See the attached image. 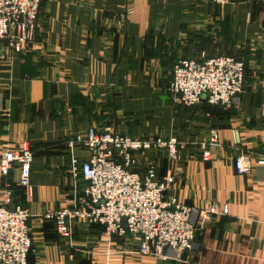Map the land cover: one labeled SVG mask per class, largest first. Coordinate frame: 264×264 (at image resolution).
Segmentation results:
<instances>
[{"label":"crops","instance_id":"obj_1","mask_svg":"<svg viewBox=\"0 0 264 264\" xmlns=\"http://www.w3.org/2000/svg\"><path fill=\"white\" fill-rule=\"evenodd\" d=\"M38 18L34 38L0 59V151L27 141L34 153L30 200L13 171L0 175V205L7 180L6 207L31 215L28 264L160 262L136 253L129 236L108 239L99 226L74 222L62 237L54 221L38 217L67 204L64 141L88 127L190 142L171 165L163 150H149L138 154L139 167L153 162L159 177L170 170L175 180L165 194L185 205H227L222 215L194 213L193 246L164 264H264V165L237 174L232 148L264 155V0H42ZM202 54L244 61L242 91L226 106H186L167 90L175 61ZM211 129L220 145L203 160L195 142Z\"/></svg>","mask_w":264,"mask_h":264},{"label":"built area","instance_id":"obj_2","mask_svg":"<svg viewBox=\"0 0 264 264\" xmlns=\"http://www.w3.org/2000/svg\"><path fill=\"white\" fill-rule=\"evenodd\" d=\"M228 4L232 0H196ZM42 0H0V59L10 60L36 35ZM245 64L240 56L219 54L181 58L171 68L167 90L174 100L192 106L201 100L226 106L243 88ZM190 142L175 136L133 137L113 130L100 131L88 127L73 133L64 141L70 154V187L67 204L59 209L47 208L38 217L55 222L62 237L71 235L74 222L96 225L108 239L131 237L140 255H152L164 264L180 258L193 246L195 225L193 214L201 217L227 213V205L208 203L198 210L181 203L175 196H166L174 183L170 170L159 177L153 162L139 167L138 154L149 150L164 151L168 163L177 160L179 149ZM200 156L208 160L211 149L219 146L216 129L209 137L195 142ZM233 165L237 174H250L254 164L264 165V155L238 146ZM82 152V158L76 153ZM253 156L254 161H253ZM34 153L27 141L7 146L0 151V175L15 174V182L30 200L31 163ZM254 162V163H253ZM3 205H0V264H28L31 238L27 207L10 202L11 183L3 184Z\"/></svg>","mask_w":264,"mask_h":264},{"label":"trees","instance_id":"obj_3","mask_svg":"<svg viewBox=\"0 0 264 264\" xmlns=\"http://www.w3.org/2000/svg\"><path fill=\"white\" fill-rule=\"evenodd\" d=\"M21 189H23V188H21ZM103 230V229H102Z\"/></svg>","mask_w":264,"mask_h":264},{"label":"water","instance_id":"obj_4","mask_svg":"<svg viewBox=\"0 0 264 264\" xmlns=\"http://www.w3.org/2000/svg\"><path fill=\"white\" fill-rule=\"evenodd\" d=\"M193 242H194V240H193Z\"/></svg>","mask_w":264,"mask_h":264}]
</instances>
